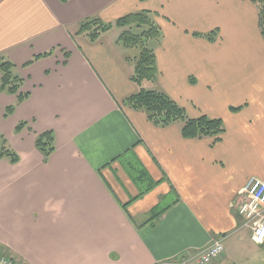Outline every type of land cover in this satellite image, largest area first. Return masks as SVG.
<instances>
[{"label": "crops", "instance_id": "crops-1", "mask_svg": "<svg viewBox=\"0 0 264 264\" xmlns=\"http://www.w3.org/2000/svg\"><path fill=\"white\" fill-rule=\"evenodd\" d=\"M143 11L162 39L158 77L142 88L164 92L191 119H220L219 142L184 139L179 124L155 127L125 103L139 88L120 30L95 42L78 35L85 19L114 24ZM258 17L251 0H0V56L29 94L18 104L0 93L5 109L15 106L13 125L26 123L6 142L18 163L0 161V251L16 264H159L222 239L213 264H240L226 243L242 231L253 242L233 203L249 179L264 182ZM47 131L54 151L44 161L35 140ZM129 162L154 183L144 194Z\"/></svg>", "mask_w": 264, "mask_h": 264}, {"label": "trees", "instance_id": "trees-1", "mask_svg": "<svg viewBox=\"0 0 264 264\" xmlns=\"http://www.w3.org/2000/svg\"><path fill=\"white\" fill-rule=\"evenodd\" d=\"M66 3L68 0H59ZM145 1V0H140ZM256 4L259 11L258 24L261 36L264 40V0H251ZM112 28L120 30L117 38V44H120L127 50H137V55L130 59L132 62L131 81L138 86V92L126 100V104L136 111L144 112L148 122L158 128H165L173 124H179L181 135L184 139H206L212 138L214 143L221 140L225 130L220 119H212L207 116H201L191 119L187 116L185 110L171 100L164 92L158 90H145L142 88L143 83H153L158 77L156 58L154 53V44L162 39L160 29L154 22L152 13L143 11L130 14L118 19L114 24L104 23L98 17L88 18L79 23L78 35L87 38L91 42L97 41L104 33ZM200 36L199 34H195ZM207 39L213 41L211 34L205 35ZM50 52L35 56L26 65H30L42 57H47ZM24 79L16 73L15 65L0 56V93L15 96L17 103L25 101L29 94L21 91ZM15 106H9L4 110V115L8 117L14 112ZM231 110H234L231 109ZM26 123H20L15 128L18 134ZM6 142L3 143L5 146ZM36 149L43 155L44 161L54 151V135L52 131L44 132L36 136ZM7 159L11 164L19 161L18 155L10 148L3 147L0 150V161ZM126 170L132 180L139 186L140 195L144 194L154 186V183L144 175L134 165V163H125ZM139 182L144 189L141 188ZM162 211L154 209L152 217H159Z\"/></svg>", "mask_w": 264, "mask_h": 264}, {"label": "built area", "instance_id": "built-area-1", "mask_svg": "<svg viewBox=\"0 0 264 264\" xmlns=\"http://www.w3.org/2000/svg\"><path fill=\"white\" fill-rule=\"evenodd\" d=\"M234 204L236 216L242 227L249 230L251 240L258 246L264 245V182L251 178L239 192ZM224 252L223 240L216 239L209 246L198 250L191 257L179 256L172 261L159 264H213L218 261ZM0 264H16L9 255L0 252Z\"/></svg>", "mask_w": 264, "mask_h": 264}, {"label": "rangeland", "instance_id": "rangeland-1", "mask_svg": "<svg viewBox=\"0 0 264 264\" xmlns=\"http://www.w3.org/2000/svg\"><path fill=\"white\" fill-rule=\"evenodd\" d=\"M137 52L138 51L135 50L134 53L132 54L137 55ZM0 107H1L0 109V150H1L3 147L7 146L6 144L5 146H3V143L9 141L10 137L14 135L13 134L14 128L17 127L19 123H16L15 125H13V121L9 116L5 118L6 117L4 115L5 106H2V104L0 103ZM167 205H168V202H164L163 207H166ZM249 236L250 235L246 231L245 232L242 231L236 240L234 239L229 240L225 246L226 254L229 253V255L236 257V259L240 261L239 262L240 264H264V247L256 246L254 243L252 244L251 241H249ZM195 254L196 253L194 252L192 254L184 255V257H187L188 255H191L192 257ZM173 259L174 258L167 260V261H172Z\"/></svg>", "mask_w": 264, "mask_h": 264}]
</instances>
